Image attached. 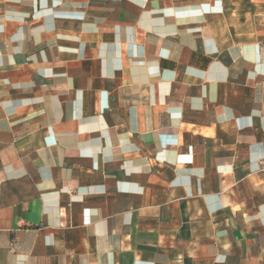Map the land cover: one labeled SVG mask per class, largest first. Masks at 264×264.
Listing matches in <instances>:
<instances>
[{
  "label": "crops",
  "instance_id": "obj_1",
  "mask_svg": "<svg viewBox=\"0 0 264 264\" xmlns=\"http://www.w3.org/2000/svg\"><path fill=\"white\" fill-rule=\"evenodd\" d=\"M0 264H264V0H0Z\"/></svg>",
  "mask_w": 264,
  "mask_h": 264
}]
</instances>
